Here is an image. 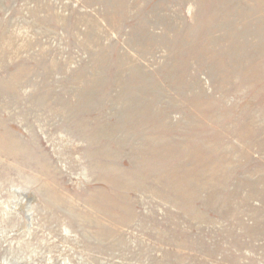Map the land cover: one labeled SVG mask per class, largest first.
Masks as SVG:
<instances>
[{"label":"rangeland","instance_id":"374dc122","mask_svg":"<svg viewBox=\"0 0 264 264\" xmlns=\"http://www.w3.org/2000/svg\"><path fill=\"white\" fill-rule=\"evenodd\" d=\"M0 264H264V0H0Z\"/></svg>","mask_w":264,"mask_h":264}]
</instances>
